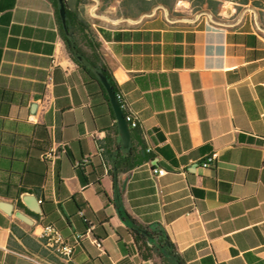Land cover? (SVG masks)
I'll return each mask as SVG.
<instances>
[{"label": "crops", "instance_id": "1", "mask_svg": "<svg viewBox=\"0 0 264 264\" xmlns=\"http://www.w3.org/2000/svg\"><path fill=\"white\" fill-rule=\"evenodd\" d=\"M64 1L139 127L126 147L51 0H0V264H177L143 260L120 211L164 227L183 264H264V1Z\"/></svg>", "mask_w": 264, "mask_h": 264}, {"label": "trees", "instance_id": "2", "mask_svg": "<svg viewBox=\"0 0 264 264\" xmlns=\"http://www.w3.org/2000/svg\"><path fill=\"white\" fill-rule=\"evenodd\" d=\"M51 1L53 2L56 8L57 16H58L61 29H62V34L66 42L68 51L70 52L72 58L82 67V69L88 74V76L92 80L100 84V86L103 89V92L106 95L108 103H110L111 101L107 93V90L105 89L104 85L101 83V80H100V74L105 75L116 92V88L111 80V77L108 74V71L103 67H99L94 62H91V57L96 58L97 55H93V56L88 55L87 52H85L79 44L81 35L75 36V33L80 32L82 34V33H85L86 32L85 29H87V32L89 33L88 35L92 37L91 31L86 26L85 21L81 17L80 14L68 13L67 14V26H68L69 33H67L63 26L62 19L60 16V1L59 0H51ZM205 1L206 0H200V3H201L200 5H203ZM263 1L264 0H254V4L256 7L261 8V6H263L262 5ZM240 2L246 4L248 3V0H240ZM211 4H212V7L215 6L213 1H211ZM218 4H219V1H216V7L218 6ZM76 26L79 27L78 30ZM91 40H93L92 42H94L93 37ZM96 48L98 49L97 46ZM85 62L90 63L91 66L85 65ZM127 159L125 161H128ZM133 166L134 164H131L130 167H133ZM84 183H85L84 185L88 184L85 181ZM80 213L83 215L84 222L87 225V230L88 231L92 230L91 222L89 221V219L84 215L83 211H81ZM120 214L122 216L123 221L127 224L130 230V233L134 239V242L137 246L138 252L143 260H151L156 255L160 257L162 260H168L170 262L175 261L177 262V264H183L182 260L177 255H175L171 239L164 227L159 226L154 229L144 228L141 225H139L128 214L123 213L122 211H120Z\"/></svg>", "mask_w": 264, "mask_h": 264}, {"label": "water", "instance_id": "3", "mask_svg": "<svg viewBox=\"0 0 264 264\" xmlns=\"http://www.w3.org/2000/svg\"><path fill=\"white\" fill-rule=\"evenodd\" d=\"M59 1H60V5H61L60 16L62 19V23H63V26H64L66 32L69 33L68 26H67L66 3L64 0H59ZM100 80H101V83L104 85L105 89L107 90V93L110 97L111 104H112V107L114 109V112H115V115L117 118V123L119 125L123 140L125 142V146L129 147V144H130L129 123L126 121V116H125L124 111L121 108V104L117 98V93L115 92L111 83L109 82L108 78L105 75L100 74ZM24 199L26 201H28L29 204H27V205L33 212L38 213V214L42 213L40 207L37 205V203H39V201L34 195L26 194L24 196ZM1 204L3 205V207H5L8 210H10L12 208V205L8 204L6 202H1ZM17 216L24 221L28 220V218L20 212L17 213Z\"/></svg>", "mask_w": 264, "mask_h": 264}, {"label": "built area", "instance_id": "4", "mask_svg": "<svg viewBox=\"0 0 264 264\" xmlns=\"http://www.w3.org/2000/svg\"><path fill=\"white\" fill-rule=\"evenodd\" d=\"M117 98L121 104V108L124 110L128 108L127 102L124 100L123 95L117 94ZM126 121L129 123V125L133 128H138L139 123L137 119L129 114L126 116ZM216 159H218V154L215 153L213 156L208 159L205 163V167H213L216 164ZM166 174V171L163 169H155L154 170V175L156 177H162ZM43 238H46L49 242L57 245L59 247V250L64 256L71 257L73 255V247L68 244L65 239L63 238L62 234L60 231L54 226V225H48L43 228L42 235Z\"/></svg>", "mask_w": 264, "mask_h": 264}, {"label": "rangeland", "instance_id": "5", "mask_svg": "<svg viewBox=\"0 0 264 264\" xmlns=\"http://www.w3.org/2000/svg\"><path fill=\"white\" fill-rule=\"evenodd\" d=\"M200 0H181L179 7L181 11H184V15L192 16L202 12L204 9H208V6L200 5ZM204 6V7H203ZM223 6L227 8L233 7L232 4L225 3V1L218 4V9H223Z\"/></svg>", "mask_w": 264, "mask_h": 264}]
</instances>
